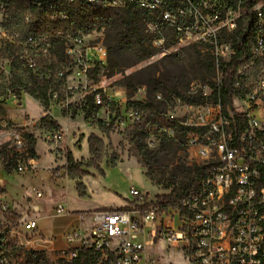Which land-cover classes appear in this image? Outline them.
<instances>
[{"label": "built area", "instance_id": "obj_1", "mask_svg": "<svg viewBox=\"0 0 264 264\" xmlns=\"http://www.w3.org/2000/svg\"><path fill=\"white\" fill-rule=\"evenodd\" d=\"M76 0H46L53 19L65 20L68 6ZM87 3L124 10L130 6L148 13L147 28L155 36L153 44L162 47L168 42L166 30L177 35L198 37L210 49L217 73L212 93L207 86L201 92L213 100L189 119L180 121L167 116L175 126L187 130L185 145L197 150L196 156L209 165L197 184L178 199L149 200L135 186L133 199L124 208H99L74 211L66 203H57L43 217H68L64 229L48 235L38 226L39 216L20 220L10 206L0 202V264H159V257L150 248L152 241H165L168 247L185 249L191 256L188 264H264V12L253 9L255 36L249 52L240 57L234 88L235 114L223 110L221 87L226 65L235 54L234 42L222 33L234 32L246 0H214L204 11V0H85ZM9 3L0 1V11ZM31 13L26 16L27 22ZM4 45L20 42L19 33L4 31ZM68 54L82 44L80 36L61 35ZM53 35L37 40L31 34L23 46L25 65L40 78L32 49L39 42L52 44ZM83 45V44H82ZM79 58L87 73L91 66L106 64L109 52L103 44L82 46ZM86 60V61H85ZM65 73L61 72L63 77ZM59 93L53 92V99ZM96 104L103 103L101 92ZM136 122L142 115L134 110ZM172 129H164L172 135ZM0 133L8 137L14 171L28 170L22 155L25 136L20 126L0 118ZM1 148V147H0ZM2 161H0V169ZM6 181L0 176V197ZM43 199L44 193L35 189ZM46 205V201H42ZM46 207V206H45ZM9 212V213H8ZM7 213L8 215H5ZM178 224V226L176 225Z\"/></svg>", "mask_w": 264, "mask_h": 264}, {"label": "rangeland", "instance_id": "obj_2", "mask_svg": "<svg viewBox=\"0 0 264 264\" xmlns=\"http://www.w3.org/2000/svg\"><path fill=\"white\" fill-rule=\"evenodd\" d=\"M210 1L204 0L200 7L206 11L211 7ZM249 1L252 2V10L264 7V0ZM27 14L28 7L25 10L0 11V52L5 46L2 31L25 36ZM146 19L141 20L140 30L151 34ZM247 24V10L244 9L236 31L244 29ZM124 30L123 21L117 19L111 26L81 34L83 45L74 46L75 53L72 55L67 53L63 43L35 44L32 49L38 63L35 71L47 79L60 82L57 92L62 97L59 101L52 99L47 111L39 99L25 91L21 92V96L16 92L20 85L16 84L14 77L30 84V71L18 61L12 67V61L0 56V118L12 120L21 127L25 136L23 161L29 168L23 172L14 171L10 142L6 134L0 133L1 168L16 182V186L9 182L10 187L0 197V202L14 208L20 220L26 219L28 214L43 216L56 201L66 202L71 208L81 211L124 208L133 199L132 186L148 193L149 200H161L162 195L177 187L185 189L197 179L198 165L204 164L196 156L197 150L185 145L187 130L179 123L170 135L175 139L174 144H178L173 151H166L169 147L160 139L154 136L147 138L151 149H165L160 160L170 152L169 158H164V164L166 170L175 172V178H168L169 173L160 174L156 166L152 169L155 179L147 176L149 168L143 167L138 158L129 152L131 137L140 125L132 116L135 108L130 103L137 100L151 102L161 113L173 115L180 121L192 117L198 109L213 100V95L206 97L201 92V87L206 85L208 93H212L216 83V71L208 70L205 65L212 59L209 46L196 36L188 38L166 30L165 36L169 42L162 47L152 43V55L130 66L137 53L119 43ZM236 31L224 32L222 36L233 42ZM93 44L107 47L108 61L91 66L87 73H79L84 67V59L79 58V52L82 46ZM175 57L180 60L177 62L173 59ZM61 72L65 76L61 77ZM93 91L101 92L103 103L97 117L106 125H113L114 130L109 134L85 118L83 105L86 96ZM191 93L198 98L197 101L190 100ZM64 111L69 114L64 116ZM74 111L76 114L72 116ZM46 114L57 119L62 129L57 131L44 127L41 119ZM92 135L101 140L95 144V156L90 152L89 138ZM69 153L89 174L77 177L69 174ZM94 158L100 160L101 170L91 165ZM114 160L116 165H111ZM7 173L0 171V176L9 179ZM35 189L44 193L42 200L47 201L46 208L39 202L42 200H38ZM36 205L39 212L34 213ZM68 219L42 217L38 226L51 235L63 230L64 221ZM149 245L161 257L159 264H188L191 260L185 249L168 247L165 241H152Z\"/></svg>", "mask_w": 264, "mask_h": 264}, {"label": "trees", "instance_id": "obj_3", "mask_svg": "<svg viewBox=\"0 0 264 264\" xmlns=\"http://www.w3.org/2000/svg\"><path fill=\"white\" fill-rule=\"evenodd\" d=\"M9 3V8L7 11L11 12L14 9L25 10L27 7L31 13L30 20L26 23V33L25 36L20 35V42H25L28 36L31 34L37 40H41L44 34L53 35L54 39L52 45L56 43H63L62 38H58L59 34L61 35H73L80 36L81 34L89 33L93 30H100L106 26H111L113 22L117 19L123 21L125 30L122 33L119 43L123 46L128 47L137 53V58L130 65H134L141 61L144 58H149L152 55L151 48L152 42L155 36L153 34L144 32L140 30V22L144 17H148V13L137 9L134 6H130L124 10L113 9L109 7L97 6L90 3H87L85 0H76L74 3L68 6L69 16L67 19H53L51 17V10L48 4H43L41 6L37 5V2H42L46 0H0ZM200 1V0H196ZM214 2V0H211ZM227 1V0H221ZM244 7L247 10L248 24L242 30L236 31V38L234 42L235 54L233 55L232 60L226 65L223 75V84L221 87V100L223 110L228 112L231 110L235 117L238 119L241 117L240 114L235 112L234 108V97L236 95V90L234 88V79L236 75L237 68L240 65V57L249 52L251 42L255 36V22L256 16L252 10V2L246 0L244 2ZM25 8V9H24ZM264 12V7L262 8ZM121 13H124L123 15ZM234 31V32H235ZM18 42L8 43L5 45L1 52L0 56L9 59L12 61V67L16 65V62L23 64L29 71L31 76L30 84L23 83L17 76L14 77L16 84L20 85V88L16 91L19 96L21 92L25 91L29 93L35 99H39L42 102L45 110L47 111L50 107L51 101L53 99V92H57L60 88V82H54L52 79L40 78L37 73L29 69L24 60L22 59V50L23 46ZM169 42V40H168ZM212 56V54H211ZM173 57V56H172ZM180 60V58H173ZM99 65V64H97ZM206 68L208 70H215L213 64V57L211 61L205 62ZM65 76V74H64ZM99 91H93L86 96V103L83 105V110L85 112V118L91 120L93 123L98 124L100 129H102L106 134L111 133L114 130L112 124L106 125V123L97 117V113L101 108V104H96L95 94ZM62 97L59 93L58 101ZM191 101H197L198 98H195L191 93ZM135 110L139 111L142 115L140 125L138 129L134 132L131 137L132 147L129 152L131 155L138 158L140 164L143 167H148L149 172L147 176L151 179H155L153 176V166H156L160 174L164 175L169 173L168 178L172 179L175 176V172H170L166 170V165L164 164V158H169V153L167 152L166 157L161 159V153L165 150L163 148L151 149L147 143V138L154 136L157 139H160L166 146L169 147L166 151H173L177 143L174 144V137H171L170 134L164 129L174 128L175 125L172 124L167 116L161 113L157 106L151 102L144 100H137L130 103ZM144 113V115H143ZM64 116L69 114L68 111H64ZM76 114V111L72 113V116ZM144 116V118H143ZM41 123L44 127L48 129L61 130L62 125L57 119L50 114H46L42 117ZM184 129H186L184 127ZM97 141H100L96 136L92 135L89 138L90 152L94 155L96 153L95 144ZM95 156V155H94ZM14 164L15 162L12 161ZM99 159H92L91 165L96 166L101 170L99 165ZM111 165H116V160ZM209 165H198V176L197 179H194L192 183L187 188L177 187L166 195H162V198L166 199H178L181 196L185 195L195 184L205 174ZM68 171L72 177L83 176L89 174V171L82 168L81 165L75 161L72 153L68 155ZM175 178V177H174ZM161 182V181H160Z\"/></svg>", "mask_w": 264, "mask_h": 264}, {"label": "crops", "instance_id": "obj_4", "mask_svg": "<svg viewBox=\"0 0 264 264\" xmlns=\"http://www.w3.org/2000/svg\"><path fill=\"white\" fill-rule=\"evenodd\" d=\"M61 124V123H60ZM0 171H5L6 173H7V171L5 170V169H0ZM8 174V173H7ZM8 176H10V174H8ZM5 181H6V189H8L10 186H9V182L10 183H12V185H14V186H16V182L11 178V176L9 177V179L8 178H6V177H4V176H1ZM46 199V198H45ZM38 200H42V199H40V198H38ZM42 201H45V200H42ZM42 201H39L41 204H42V206H43V208H46L45 206H47V201H46V205H44L43 204V202ZM57 203H66V202H63V201H56V202H54V204H52V206H54V205H56ZM67 204V203H66ZM68 205V204H67ZM51 206V207H52ZM69 206V205H68ZM70 207V206H69ZM12 208V207H11ZM109 208H114V207H109ZM13 210H14V212H15V209L14 208H12ZM70 209H72V210H74V211H81V210H77V209H74V208H71L70 207ZM96 209H99V208H96ZM35 212L34 213H36V212H39V209H38V206L36 205L35 206V210H34ZM18 214V213H17ZM28 216H30L29 214H28ZM44 216V215H43ZM43 216H39L40 217V219L43 217Z\"/></svg>", "mask_w": 264, "mask_h": 264}]
</instances>
